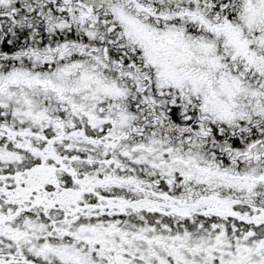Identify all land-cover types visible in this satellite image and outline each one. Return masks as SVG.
Masks as SVG:
<instances>
[{
    "label": "snow or ice",
    "instance_id": "6c2138e0",
    "mask_svg": "<svg viewBox=\"0 0 264 264\" xmlns=\"http://www.w3.org/2000/svg\"><path fill=\"white\" fill-rule=\"evenodd\" d=\"M0 264H264V0H0Z\"/></svg>",
    "mask_w": 264,
    "mask_h": 264
}]
</instances>
